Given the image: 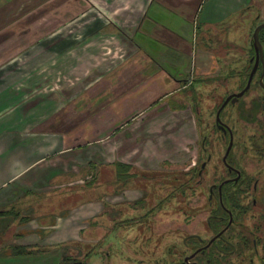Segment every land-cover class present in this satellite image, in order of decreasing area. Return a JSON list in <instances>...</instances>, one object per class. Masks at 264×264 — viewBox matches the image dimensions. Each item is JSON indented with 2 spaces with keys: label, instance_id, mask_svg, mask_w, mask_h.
<instances>
[{
  "label": "crops",
  "instance_id": "obj_1",
  "mask_svg": "<svg viewBox=\"0 0 264 264\" xmlns=\"http://www.w3.org/2000/svg\"><path fill=\"white\" fill-rule=\"evenodd\" d=\"M18 1L0 0V227L13 230V248L24 247L28 251L0 255V264H62L65 248L71 250L75 248L73 244L85 241L84 231L93 229L95 221L106 212V203L100 198L79 201L85 190L82 175L87 139L97 136L101 142L113 136L118 155L135 151L140 154L141 163L147 164L149 136H171L163 132L164 127L160 133L154 131L149 121L180 119L181 109L166 99L195 83L173 76L160 66L161 72L148 75L135 88L110 95L103 113L85 118V90L98 77L108 74L92 64L99 62L94 57L100 54L101 42L117 39L128 55L140 51L157 64L160 60L162 64L182 67L185 61L196 57L199 39L204 40L203 26L211 41L215 26L235 25L253 0L134 1L130 6L141 10L134 19L118 20L119 24L104 22L95 10L93 22L85 30L86 39L75 43L72 49L60 46V50L54 46H59L66 36L56 31L89 6H81L76 0H31L22 13ZM114 1L108 0L107 6L93 5L111 11ZM36 10H41L44 20L57 28L38 29L33 22L40 17L35 15ZM123 24L127 27L122 28ZM36 42L38 48L32 46ZM240 42L233 45L235 49L240 46L243 50L245 39L241 37ZM201 44L204 46L198 56L199 72L206 67L208 57L219 56L215 51L230 49L227 43L216 48ZM87 46H92L93 52ZM52 55L57 59L48 63L53 60ZM86 67L89 72H85ZM55 68L59 75L50 74ZM68 77L72 79L69 83ZM112 89L107 88L106 94ZM162 91L164 95L158 99ZM156 103L160 106L154 107ZM148 110L152 117L145 122ZM172 127V134L180 131L179 124ZM132 138L141 139L143 144L137 141L138 146ZM166 141L164 138L151 146L162 153ZM97 158L99 161L98 154ZM133 160L131 156L120 158L111 167L116 173L119 164L140 167ZM68 186L71 188H65ZM136 197L133 194L127 200ZM18 214L29 219L23 218L22 222L16 218Z\"/></svg>",
  "mask_w": 264,
  "mask_h": 264
},
{
  "label": "rangeland",
  "instance_id": "obj_2",
  "mask_svg": "<svg viewBox=\"0 0 264 264\" xmlns=\"http://www.w3.org/2000/svg\"><path fill=\"white\" fill-rule=\"evenodd\" d=\"M30 1L31 0L18 1L21 4L22 13H25L23 7ZM77 1H79V5L89 6V8L87 7L81 10V13L62 29L59 28L57 31L54 30L66 36L61 42L62 44L59 43V46H54V49L60 50V46H63V49H65L64 47L66 46L72 49L75 43L82 42L83 39H86L85 30L91 26L89 24L93 22L92 17L95 15V10L101 13L100 17L104 22H106V20H112L117 24H119L118 20L126 22L134 19L135 14L141 10L130 6L134 1L136 3L140 0H115L111 11L110 9L107 10L104 7L98 8L93 5V3H96V5L100 7L102 4L107 6L108 0H76V2ZM246 8V12H244L243 16L235 25L225 24L224 26H215L212 32V34L215 35L213 38L210 37L211 41L207 38V31L203 26L204 40L199 39L200 43L195 52L196 57H194L193 61H185L182 67H179V65L173 67L169 63L162 64L156 56H152L153 59L158 60L159 64H157L154 60L150 61L151 58L148 59L140 51H137L136 54L128 55L129 53L125 52L117 39L113 42H101L103 45L100 47V54L94 57V59L99 60V62L95 60L92 64H96L101 67V69L103 68L108 74L98 77V79L90 85L91 87L85 90V118L103 113L104 108H107L109 105H104V103L109 102V100L107 101L106 99H108L110 95L115 96L114 92H117L118 95L123 92V89L135 88L140 85L142 81H145L148 75H156L161 72L160 66H163L165 71L173 76L178 77V75H180L183 78L186 77L191 81H195V83L193 87L188 89L181 88L176 95L166 99L171 105H175L179 108L185 106V108H180V119L175 117L173 121L156 119L152 122L149 121V123L153 125L151 127L154 131L160 133L164 127L165 130L163 132H169L171 136H149V155L145 156L148 157L147 164L141 163L140 154L138 155V153L133 150L132 153L130 151L118 155L114 151L116 148V140L114 141L113 136L111 139L106 138V141L101 142H98L100 137L97 136L87 139L84 146L85 163L82 175V183L85 190L79 201L100 198L106 203V212L95 221L97 223L93 229H86L83 233L84 238L93 237L96 240L88 241L85 239L83 242L73 244L75 248L71 250L65 248L62 263H64L65 260L67 264L75 260H80L86 264H135L139 260H144L142 264H147L149 259L154 258L155 260L156 258L163 257L164 251L166 250L165 247L167 246L165 245V240L167 237H172V233H175L177 238L188 234L204 235L206 233L204 227V221L207 216L206 213H197L198 215L193 222L188 223L183 213H178L175 210L178 206L183 209L189 204L195 207H201L205 204L206 189H204V186L200 189L197 185L196 188L194 187L195 182L190 175V171L195 168L197 164L206 162L205 158L202 157V151L205 152L203 154H206V152L214 150L213 148H215L213 155L221 157L225 148L221 145L223 142L220 143L219 141L220 135H217L216 132L211 130V127L214 126L215 123V112L225 97L227 98L231 94H236L243 87V78L239 76L238 71L243 68V64L248 62L251 55L250 45L253 37L251 36V31L253 33L254 30L249 25H251L250 23L258 16L260 21H264V0H253ZM40 11L41 10L35 11V15L40 16L33 21L36 27L41 30L46 29L47 31L56 29L57 25L45 21L44 15ZM87 13L88 15H85ZM126 27L127 26L124 25L122 28ZM200 29L198 32L199 36ZM245 31L246 36L247 34L249 35L248 42H245L243 50L240 46H238V49H235L233 45L236 44V42L238 44L241 43L240 39L242 35L245 36ZM201 42H205V45L207 44L208 47L212 44L214 48H216V46L222 47L223 43H227L230 45V49L226 51H215L220 57H210L211 59L208 57L206 67L203 68L202 72H199L197 67L198 56L200 50H203L201 48L204 46ZM111 45L114 47L112 48ZM156 45L158 46V44ZM32 46L38 48L40 45L36 42ZM85 48H89V50L93 52L92 46H87ZM149 52L155 54L154 51L149 50ZM71 55L72 53L69 54V59H71ZM52 59L53 60L48 63H54L57 59L56 55H52ZM242 60H244L243 64L241 62ZM191 62L192 64L194 63L193 66L190 65ZM89 67L85 68V72H89ZM58 70V68H55V70L50 71V74L59 75V72L57 73ZM68 76H71V73H69ZM224 78L228 80H224ZM67 81L69 83L72 79L68 77ZM117 83L119 84L116 85ZM93 84L95 86H93ZM110 86L111 89L113 87L115 90H117V87L120 89L117 91L112 89V93L106 94V89ZM163 92L164 91L159 94L158 99L163 97ZM258 94L256 90H252L240 104L235 107L230 106L232 107L231 110L225 113L223 119L233 123L236 130H245L246 134L249 136H252L256 130L258 133L264 132V114H260L259 116L260 112H256L257 110H251L250 112V108L246 109V105L243 104L249 103L251 98L259 96ZM194 95L196 96L195 99L192 97ZM194 103H198L200 106L199 108H201L200 112L198 111L197 113L194 105L192 106ZM158 106H160L158 103L154 104V107ZM247 106H249V104H247ZM242 111L245 113L243 117L240 118L237 115L242 113ZM211 112L213 116H211ZM255 112L256 114L258 113L257 117H255ZM146 113L149 114V118L145 119V122L152 117L151 111L148 110ZM185 115L189 117L186 119ZM173 124H175V126L177 124L180 125V131L175 129L176 132L174 134H172ZM209 134L210 137L208 139ZM164 138L167 140L162 146L165 152H155L151 143L158 142L159 144ZM132 139L137 145L139 143L141 145L143 144L141 143V139ZM207 139L211 144L206 142ZM126 141L129 140L126 139ZM97 154L100 156L99 161ZM129 156L134 159L133 161L135 163L140 164V167H134L130 170L133 177L131 180L127 181L117 177L118 173L111 167V163L120 158H129ZM216 165L218 164L214 160L207 164L209 170L215 169ZM218 167L221 173L222 165L219 163ZM178 187H180L179 190H177ZM65 188L70 189L71 187L68 186ZM94 189L95 191H93ZM174 190L177 192H174ZM193 193L196 195L193 196ZM133 194H136L137 197L132 201H128L127 199H131L130 196ZM173 194L179 195L175 199L177 201H171L175 204L172 205L171 202H169V209L165 208L163 212L158 210L159 203L165 199L171 198ZM152 208L158 210V213L155 212L156 215L151 221H145V218H143L141 223H135V221L141 220V218L149 212V209L153 210ZM19 215L20 214H18L16 218L22 222L24 219H29L26 217H21V219ZM147 222L154 225L151 232H145L147 230V226H145L148 225ZM250 222H248L247 225L252 227V221ZM134 225L143 226L135 237L134 234L136 231L132 228ZM150 235L151 244H145L147 247H144L141 241H144L147 236L149 237ZM12 236V229H6L5 226L0 227V255L15 252V248L12 247L13 244L10 243L13 239ZM155 241H160V245L156 246V248L151 247ZM128 257L132 260H129Z\"/></svg>",
  "mask_w": 264,
  "mask_h": 264
},
{
  "label": "flooded vegetation",
  "instance_id": "obj_3",
  "mask_svg": "<svg viewBox=\"0 0 264 264\" xmlns=\"http://www.w3.org/2000/svg\"><path fill=\"white\" fill-rule=\"evenodd\" d=\"M250 24L249 26L253 28L254 21ZM246 31L244 39L245 42H248L249 35L246 36ZM251 55L246 64H243L244 60L241 61L243 68L238 71L240 77L246 71H249L250 77L256 62L255 50L254 55L252 53ZM262 73L263 65L260 62L250 89L235 103L233 102L234 97L228 100L230 96L235 94L225 97L215 112V123L211 130L220 135L219 141L220 143L223 142L221 145L225 148L221 157L213 155L215 148L206 154H203L205 152L202 151V157L205 158L206 162L197 164L190 171L195 182L194 187L196 188L197 185L200 189L204 186L206 189L205 204L201 207L190 206L189 204L183 209L178 206L175 210L178 213H183L188 223L193 222L200 212L206 213L207 216L204 221L206 233L204 235L188 234L179 238L175 233H172V237H167L165 240L167 246L163 257L155 260L154 258L149 259L147 264H212L213 258L217 255L224 260L223 264H264V132L258 133L256 130L252 136H249L245 130H236L233 123L223 119L225 113L240 104L252 90L260 93L257 78L261 89L264 90L260 82ZM224 80L228 79L224 78ZM246 86L247 83L236 94L244 90ZM261 93L262 97L251 98L250 102L247 103L249 106L243 103L246 105V109L250 108V112L251 110L256 111V104L264 102V91ZM218 113L220 120L217 118ZM244 113L242 111L237 116L242 118ZM211 116H213L212 112ZM209 137L210 134L208 139ZM213 160L218 165L219 163L222 165L221 173L218 165L215 169H208L207 164ZM179 189L180 187L177 188V190ZM174 192L177 191L174 190ZM192 195L195 196L196 194L193 193ZM177 196L179 195L173 194L171 198L161 201L158 210L163 212L165 208L169 209V202L174 201ZM171 204L174 205L175 203L171 202ZM152 209H149V212L135 223H141L143 218L145 221H151L156 215L155 212L158 213V210ZM250 221H252V227L247 225ZM147 224L145 225L147 226L145 232H151L154 225L149 222ZM132 228L136 231L135 237L143 226L134 225ZM150 239L151 235L147 236L144 241H141V243L143 242L142 245L147 247L145 244H151ZM158 245H160V241H155L151 247L156 248ZM128 259L131 258L128 257ZM143 261L139 260L135 264H142Z\"/></svg>",
  "mask_w": 264,
  "mask_h": 264
},
{
  "label": "trees",
  "instance_id": "obj_4",
  "mask_svg": "<svg viewBox=\"0 0 264 264\" xmlns=\"http://www.w3.org/2000/svg\"><path fill=\"white\" fill-rule=\"evenodd\" d=\"M245 12V11H244ZM243 12V13H244ZM242 13V14H243ZM264 22V21H263ZM262 21H260V18H259V16L254 20V27H253V30L259 25V24H261V23H263ZM251 36H252V31H251ZM242 37L244 38V35H242ZM260 41H261V43H262V45H263V48H264V29L260 32ZM250 52L254 55V48H253V46H252V42H251V45H250ZM252 56V55H251ZM242 75V74H241ZM248 77H249V71H246V73H244V75H242V80H243V86H245L246 85V83H247V80H248ZM257 86L260 88V93H261V91H264V90H262L261 89V87H260V84H259V80H258V78H257ZM264 81V80H263ZM187 89V88H186ZM258 94L259 95V97H262V93L261 94ZM257 96V95H256ZM193 98L195 99L196 98V96L194 95L193 96ZM194 105V107H195V109L197 110V113H198V111L200 112L201 111V108H199L200 106L198 105V103H194V104H192V106ZM180 108H185V106L183 107H180ZM218 108V107H217ZM256 112H260V114H264V102H262V103H259V104H256ZM193 110V109H192ZM258 114V113H257ZM257 114H256V117H257ZM260 114H259V116H260ZM263 137H264V135H263ZM208 142V141H207ZM132 169V166H127V165H123V164H119L118 165V169H117V176H118V178H123L124 180H131V178L133 177V175L130 173V170ZM14 251H15V254H22V253H26L28 250L26 249V248H24V247H17V248H15L14 249ZM65 260V259H64ZM66 262V260L64 261V263H62V264H67V263H65ZM224 263V260L223 259H221L218 255L217 256H215L214 258H213V263L212 264H223ZM70 264H86V263H84V262H82V261H80V260H75V261H72V263H70Z\"/></svg>",
  "mask_w": 264,
  "mask_h": 264
},
{
  "label": "water",
  "instance_id": "obj_5",
  "mask_svg": "<svg viewBox=\"0 0 264 264\" xmlns=\"http://www.w3.org/2000/svg\"><path fill=\"white\" fill-rule=\"evenodd\" d=\"M263 29H264V23H261L256 27V29L253 33L252 46L255 50V58H256L255 67H254L252 73L250 74V77H249L248 82H247V86L244 88V90H242L240 93L235 94L233 96H230L228 98V100H230L232 97H234V99H233L234 103L250 89L254 74L256 73L257 67H258L260 62L263 65V73L261 75L260 82H261L262 86L264 87V83H263V78H264V48H263V45L260 41V32ZM217 118H218V120H220L219 113H218Z\"/></svg>",
  "mask_w": 264,
  "mask_h": 264
}]
</instances>
